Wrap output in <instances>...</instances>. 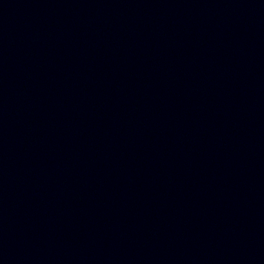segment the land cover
I'll list each match as a JSON object with an SVG mask.
<instances>
[{"label":"water","instance_id":"95a60500","mask_svg":"<svg viewBox=\"0 0 264 264\" xmlns=\"http://www.w3.org/2000/svg\"><path fill=\"white\" fill-rule=\"evenodd\" d=\"M0 264H264V0H0Z\"/></svg>","mask_w":264,"mask_h":264}]
</instances>
